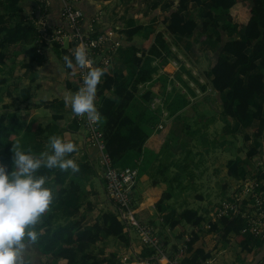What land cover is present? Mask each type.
<instances>
[{
  "label": "crops",
  "instance_id": "crops-1",
  "mask_svg": "<svg viewBox=\"0 0 264 264\" xmlns=\"http://www.w3.org/2000/svg\"><path fill=\"white\" fill-rule=\"evenodd\" d=\"M178 2L179 0H77L75 3L84 11L85 26L92 35L112 32L113 49L110 44L111 50L107 51L111 62L109 60L107 64H101V67L106 69L105 75L120 78L121 84L133 83L138 70V67L135 66V58L143 57V52L140 50L146 46L148 34L164 32V38L171 44V51L176 58H169L165 64L162 63L163 58H155L153 65L159 67V71L154 75L153 81L138 86L139 95L142 96L144 92L151 90L154 93V98L157 96L166 98V105L171 95H183L189 101L185 108L173 115L167 108L164 110L166 114L162 112L161 124L165 125L172 121L166 150L162 154L156 155L153 151L144 148L139 160H135V162L127 160L131 165L135 164V167H138L140 171L133 192L136 215L141 222L151 225L159 234L162 246L168 255L177 251L179 244L188 234L176 233L178 228L184 227L187 230L191 228L189 231L191 233L194 231L199 236L201 234L205 236H203L204 238L200 237L194 248L210 252L211 264H264V246L260 248L259 245L253 243L254 237L250 244L252 252L242 253V248L233 237L229 238V245L223 246L220 235L216 232L205 234L206 230L203 231L201 226L199 229L186 223H182L176 228L170 226V219L178 217V214L184 209H193L182 208L181 212L176 209V205L182 204L180 192L183 185H193L192 182L186 184L185 181L197 177L193 175V170L205 164L202 171L209 170L210 173L205 178L219 183L217 175L221 171L223 187L228 188L234 181L237 182L229 175V171L224 170V167H227L226 163L233 159L230 153L232 144L223 146V142H227V136L224 134H230L231 128L221 116L220 95L213 91L207 76L209 69L215 66L218 61L221 48L217 42L213 41L214 39L205 40L202 31H197L192 36L171 35L165 32V20L172 10H178ZM25 4L27 11L35 5L33 0H27ZM188 7V11L185 12L186 19H189L193 14L204 13V10L198 8L195 3H190ZM48 19L52 26L63 25L61 0H49ZM136 27H140L141 30L132 38L129 37L126 34L127 31ZM115 42H119L120 46H116ZM31 56L32 62L29 61L24 65L25 67L29 64L32 66L24 67L22 70L25 72V77L29 78L31 82L27 88L28 98L19 107L21 112L19 116L16 113L14 116V124L20 129L15 133L14 126H9L8 121L6 123L10 127V132L14 133L15 139H21L28 134L31 125L33 132H30V140L34 142V152L38 154L50 151L49 138L53 135L71 140L77 145V151L70 156L78 163L80 171L72 173L71 170H68L66 179L69 183L72 177H75L80 187L79 192L85 194L87 202L92 204L93 212L90 220L95 222V216L113 210L114 206L108 199L99 153L94 146L89 145L87 130L78 123L77 116L72 113L70 106L65 104V97L79 89V75L77 71L71 73L66 71L63 59L56 56L50 45L39 46L37 52ZM179 74L182 76L183 82L178 79ZM195 79L199 81L200 85L205 86L206 90H202ZM4 80L7 82V79ZM114 89L115 87H113V91L106 92L104 97H112L116 103L118 98ZM9 94L8 96H11ZM96 100L100 106L103 105V96H99L97 93ZM262 102L264 103V100ZM257 123L253 126L255 129L259 125ZM100 124L102 125V120ZM238 131L237 137L240 141L244 140V135L249 132L242 128ZM222 138L225 140L223 141ZM244 142H255L256 144L257 139L253 138ZM260 147H253L258 153L252 158L246 154L247 165H241L240 161H237L238 166L248 167L251 171L250 163L255 166V170L264 164V147ZM244 148L248 147L238 148L239 152L240 150L244 152ZM252 149H249L248 152ZM189 155L190 157H188ZM159 194L165 195V199L162 210L157 211L155 206ZM98 198H101L100 203L96 202ZM165 201L167 202L165 203ZM168 202L170 203L168 204ZM199 214L202 217L205 216L201 211ZM199 231L202 233L200 234ZM130 237L132 243L135 238L132 232ZM137 237L141 246L140 249H135V257L136 261H139L144 245H142L138 234ZM212 239L216 245L218 242L221 244L217 247L213 244ZM129 263H133V260Z\"/></svg>",
  "mask_w": 264,
  "mask_h": 264
},
{
  "label": "trees",
  "instance_id": "trees-1",
  "mask_svg": "<svg viewBox=\"0 0 264 264\" xmlns=\"http://www.w3.org/2000/svg\"><path fill=\"white\" fill-rule=\"evenodd\" d=\"M25 1L27 0H8L4 5L8 18L15 21V24L5 27L7 15L0 16V68L4 66L5 50L8 47L17 46L18 43L31 45L28 54L34 53L39 48V33L31 20H28L29 13L23 8ZM178 3V10H172L165 20V32L171 35L192 36L197 31H202L205 40L212 38L220 45L218 61L209 69L207 76L213 91L220 95L221 116L232 131L237 132L240 128L249 131L244 135V141L253 138L261 140L264 137V103L262 102L264 100V0H179ZM190 3H195L198 8L204 10V13L193 14L186 19L185 12L188 11ZM246 7H249V16L239 24L234 12L242 8L245 10ZM140 30V27H136L126 34L132 38ZM164 35V32L148 34L147 44L140 50L143 52V57L135 58V66L138 70L133 83L121 84L120 78L105 75L103 83L98 86V94L104 99L100 111L107 150L112 156L114 165L119 168L135 167V164L131 165L127 160L134 162L139 160L144 148L153 151L156 155L166 150L172 121L160 128L163 110L151 109L154 93L149 90L140 96L138 92L140 84L153 81L154 75L158 73L159 67L153 65L155 58H163V64L167 63L169 58H176L171 51V44ZM53 50L60 59L65 54L71 55L58 44H54ZM31 66L29 64L25 68ZM77 68L66 71L75 72ZM177 77L182 80L180 74ZM5 81L0 79L2 84ZM195 81L202 90H206L198 80ZM113 87L118 98L116 103L112 97H104L106 92L113 91ZM188 104L186 96L171 95L168 104L165 105L173 115ZM14 116L13 114L0 116V162L7 166L9 172L14 168L11 149L12 143L16 140L21 141L25 150L39 155L34 152L35 145L30 140V132H33L31 125L29 133L23 138H12L14 133L10 132V127L4 123L8 121L9 126H14L15 133L18 132L16 130L20 127L14 124ZM256 122L259 125L255 129L253 126ZM257 153L258 151L253 148L247 155L252 158ZM228 168L229 175L237 181L247 180L248 167H239L237 161H230ZM40 172L47 177L50 184L55 185L58 202L56 211L48 210L43 214L36 226L39 238L35 243L28 245L27 250L35 252L32 264H123L114 253L107 255L106 252L103 259L92 253L107 238H115L125 244L130 243L128 229L119 221L116 213L109 210L96 214L95 223L88 224L87 220L93 212V207L91 202H87V196L79 192L80 187L75 177L67 183V171L42 168ZM254 178L257 182L263 180L260 191L263 194L264 206V164L252 173L251 179ZM164 199L165 195L157 203L158 210H162ZM62 220L65 222L60 223ZM203 222L204 217L198 210L184 209L178 214L177 219L174 217L170 219V226L176 228L186 223L199 227ZM245 224L246 219L241 214L223 216L211 223L210 230L218 231L221 237L227 239V243L229 238L233 237L243 251L250 253L252 252L250 244L254 238L252 234H243ZM199 238L198 233L193 231L187 256L182 264H201L211 259L210 252L194 248ZM263 246V243L259 244L260 248ZM155 253V249L145 246L140 258L146 259Z\"/></svg>",
  "mask_w": 264,
  "mask_h": 264
},
{
  "label": "built area",
  "instance_id": "built-area-1",
  "mask_svg": "<svg viewBox=\"0 0 264 264\" xmlns=\"http://www.w3.org/2000/svg\"><path fill=\"white\" fill-rule=\"evenodd\" d=\"M37 7H34L29 13L28 20L35 25L39 33L38 43L42 47L44 45L58 44L62 49H66L70 54L81 43L86 47L90 57L94 61L92 66H100L109 62L108 50L113 49V34L105 32L98 35H92L87 31L85 26V14L75 3L77 0H61L62 1V17L63 25L54 27L48 19L49 0ZM120 46L119 42L114 43ZM111 62V60H110ZM79 75V88L82 85V76L84 70L77 68ZM162 104V105H160ZM166 104V98L155 97L151 103V108L157 110ZM97 108L100 111V105L97 103ZM102 115V114H101ZM78 123L81 124L88 133V143L95 147L99 153L100 164L103 170V177L106 184V191L109 199L114 204V211L119 221L125 225L128 231L135 229L143 245L155 249V255L141 259L140 264H182V261L187 256L189 242L192 240V235L185 236V241L177 251L168 255L162 246V240L159 234L156 233L153 227L147 223L141 222L135 211L133 210V190L139 178V169L135 167L119 168L114 165L112 156L107 150L105 136L102 126L99 122H92L87 118V115L77 116ZM163 124L160 128H163ZM252 181L251 178L242 180L244 183H249L247 193L254 203H250L244 198L242 201H236L233 205H226L217 214L214 215L213 221L223 216H233L241 214L246 219L243 233H250L255 238H264V206L263 194L260 191L263 182ZM243 184V183H242ZM243 187V186H241ZM241 187L233 193V197L242 193ZM228 203V202H227ZM146 260V261H143ZM139 264V263H137ZM201 264H211V260H205Z\"/></svg>",
  "mask_w": 264,
  "mask_h": 264
},
{
  "label": "clouds",
  "instance_id": "clouds-1",
  "mask_svg": "<svg viewBox=\"0 0 264 264\" xmlns=\"http://www.w3.org/2000/svg\"><path fill=\"white\" fill-rule=\"evenodd\" d=\"M62 59L66 69L79 67L84 70L81 87L65 97V104L76 116L87 115L92 122L101 121L96 99L106 69L92 66L94 61L82 43L76 46L71 55L65 54ZM49 148L50 151L34 155L30 150H25L20 140H16L11 149L13 170L9 172L7 166L0 162V264H32V260L26 256L28 245L38 240L36 226L49 210L55 196L47 185V177L40 170L80 171L78 163L70 156L77 151L73 141L53 135L49 138Z\"/></svg>",
  "mask_w": 264,
  "mask_h": 264
},
{
  "label": "rangeland",
  "instance_id": "rangeland-1",
  "mask_svg": "<svg viewBox=\"0 0 264 264\" xmlns=\"http://www.w3.org/2000/svg\"><path fill=\"white\" fill-rule=\"evenodd\" d=\"M7 1L8 0H0V16L3 14L7 15V18H6L7 23L5 24V27L13 26L15 24V21H12L10 18H8V14L6 13V11L4 9V5L7 4ZM40 2H41V4H43L45 1L44 0H33V3H35L37 5H40L39 4ZM25 3H27V1H25L23 4L24 9L27 8L24 6V5H26ZM30 12H31V10L29 9L28 13H30ZM234 14H235L236 21L239 24H242L245 21V19L249 16V7H246L245 10L242 8V10L235 11ZM19 21H20V19H19ZM50 46L53 47L54 45H50ZM31 47H32L31 45H25L23 43H18L17 46L16 45L10 46L5 50L6 58L4 59V66H2V69L0 68L1 69L0 70V78L7 79V82L5 81L6 83L0 84V116L3 114H6V115H10V114L16 115L17 114L19 116V114L21 113L19 107L22 106L24 104L25 100H27V98H28L27 88L29 87L31 82H30L29 78L25 77V75H24L25 72L22 70L25 67V65H24L25 63H28L29 61L32 62V56L31 55H34L37 52V51H35L34 53L28 54L27 51ZM42 50L43 49L41 48V51ZM177 85H178V83H177ZM189 87H193V86L189 85ZM180 90L182 91V89H180ZM8 94L11 96H8ZM7 97H10V98L8 99ZM22 100H24V101H22ZM160 105H162V104H160ZM163 108H166V105H164ZM164 114H166V112H164ZM4 125L7 126V123L5 122ZM257 125H258V123H257ZM238 132L239 131L234 132L231 130L230 134H228V135L223 133L225 136H227V142H223V146H225V145L229 146V144L231 143L232 144V146H231L232 150L230 151V153H231V157L233 158V159H231V161L236 160V161H240L241 165H247L248 160L246 158V154H247L248 150L252 149L253 147H256V146H261L260 148H263L264 137H262L261 140H257L256 144H255V142H253V143L246 142L245 143L244 140L240 141V139L237 137ZM239 135H241V134H239ZM12 138L15 139L16 137H12ZM87 138H88V133H87ZM222 140L224 141L225 139L222 138ZM243 147H248V148L247 149L244 148V152H242L241 150L239 152L238 148L243 149ZM220 149L222 150V148H220ZM188 157H190V155ZM229 161L226 163L227 167H224V170H226L227 172L229 171L228 170L229 169L228 168ZM204 165H202L199 168H197L196 170L192 171L193 175H195L197 177L191 178V179L189 178L185 181L186 184L189 182H192L193 185H191V184L183 185L182 191L180 192L182 195V197H181L182 198V204L178 205V206L176 205V209L178 212H181L183 210L182 208H193V209L197 208L199 211L202 212L203 216L205 215L204 216L205 217L204 222L201 224V228L203 229V231L206 230L205 234H212L209 232H215V231L210 230L211 222L213 221V217L221 209L222 210L225 209L224 207L226 205H228V204L233 205L237 200L242 201V200H244V198L247 199L252 204L254 203V201L249 198L250 195L247 193L249 183H244L242 180H240L237 182L234 181L233 184L231 186H229L228 188L223 187V185H222L223 180H221V177H222L221 171L217 175V176H219V178H218L219 183L213 182V180L205 178L206 175L210 174V173H209V170L202 171V167ZM249 166H251V171H249V173L247 175V179L251 178L252 173L254 171H256L255 166L252 163H250ZM92 169H93V167H92ZM92 169H90V170H92ZM199 175H202V177H199ZM252 181H255V178L252 179ZM261 182H263V180H261ZM50 183H51L50 181H47V185L53 190L55 196H54L53 203L51 204L49 210L56 211L57 210V202H58V199L56 196V188H55L54 184H50ZM241 186H243V187H241ZM239 187H241L242 193L237 195V197L235 198V197H233V193L236 192L239 189ZM163 196L164 195L159 194V197H157L158 200L160 199V197L162 199ZM184 199H185V202L183 203ZM158 200H156L157 201L156 203H158L160 201V200L159 201ZM100 201H101V198L96 199V202L100 203ZM102 201H103V199H102ZM166 202L167 201H165V203ZM169 203L170 202H168V204ZM155 208H157V204H156ZM133 210L136 213V208L134 207V202H133ZM156 210L158 211V208ZM82 211H84V210L82 209ZM175 218L177 219L178 217H175ZM90 219H91V214L89 215L87 222H88V224H91V225L94 224L95 222H92ZM64 222H65V220L60 221V223H64ZM199 228H200V226L195 228V229H199ZM181 229L178 228L176 230V233L177 234L181 233V235L185 234V233H191V232H189L191 228L189 230H187L186 228L182 227ZM131 232L133 233V236L135 237L132 243H131V240H130L129 244H125V243L119 241L118 239L107 238L105 240V242L100 244L97 247V249L92 251V253L95 255H98L99 259H103L105 257L106 252H107L106 253L107 255H109L110 253H114L118 257V259L121 262H123V264H126V263L127 264H137V263L140 264L141 262L136 261V257H135V255H136L135 249L138 250V249H140V246H141L139 243L138 237H137L138 232L135 229H132V231H128L129 239H132L130 237ZM199 233H200V231H199ZM201 233H202V231H201ZM216 234L220 235L218 231H216ZM245 234L248 235V233H245ZM203 236L204 235L201 234L199 237H203ZM221 239H222L221 242L223 243V246L229 245L227 243V239H224L223 237H221ZM140 241H142V240H140ZM184 241H185V237L182 240V242L180 241L181 244L184 243ZM212 241H213V244L216 245V242L214 241V239H212ZM253 243H255L257 245L262 244V243H264V238L259 239V238L255 237V240ZM181 244H179V245H181ZM220 244L221 243L218 242L216 246L218 247ZM244 252L245 251H242V253H244ZM26 256L29 257L33 261L35 259V252L33 250H27ZM132 260H133V263H129V261H132ZM143 261H146V260H143Z\"/></svg>",
  "mask_w": 264,
  "mask_h": 264
}]
</instances>
